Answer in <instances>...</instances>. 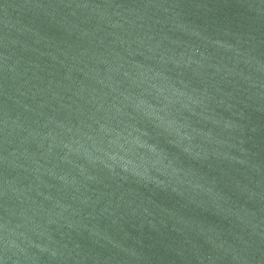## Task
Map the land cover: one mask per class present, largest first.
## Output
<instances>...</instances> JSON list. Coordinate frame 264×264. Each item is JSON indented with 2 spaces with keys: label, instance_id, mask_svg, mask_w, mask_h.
Wrapping results in <instances>:
<instances>
[{
  "label": "water",
  "instance_id": "obj_1",
  "mask_svg": "<svg viewBox=\"0 0 264 264\" xmlns=\"http://www.w3.org/2000/svg\"><path fill=\"white\" fill-rule=\"evenodd\" d=\"M0 264H264V0H0Z\"/></svg>",
  "mask_w": 264,
  "mask_h": 264
}]
</instances>
